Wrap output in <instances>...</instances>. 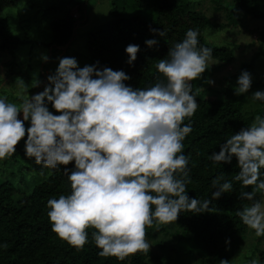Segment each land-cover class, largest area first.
Masks as SVG:
<instances>
[{"label": "clouds", "instance_id": "obj_1", "mask_svg": "<svg viewBox=\"0 0 264 264\" xmlns=\"http://www.w3.org/2000/svg\"><path fill=\"white\" fill-rule=\"evenodd\" d=\"M150 31L165 36L163 30ZM197 36V30L188 29L185 38L168 49V59H159L156 65L165 82L151 87L133 89L124 83L130 77L123 70L98 67V62L78 67L75 58L64 57L54 74L47 76L43 91L31 98L27 90L17 93L19 104L0 96V160L12 156L24 138L25 157L41 169L61 171L60 166L72 163L71 169L61 171L69 181L70 194L47 201L51 230L59 238L82 248L88 242L86 229L92 228L98 254L122 261L149 251L146 226L175 222L185 210L207 211L210 200L201 202L186 195L189 157L182 151V141L192 131L191 121H183L198 106L190 82L208 69L213 52L197 47ZM157 42L144 43L152 47ZM138 50L139 45L125 47L126 63L135 61ZM47 59L41 55L42 61ZM236 84L234 95L248 92L250 74L242 71ZM250 97L264 101V91ZM49 103L58 115L49 111ZM233 157L239 169L233 179L244 187L255 186L240 197L253 200L255 191L264 193V172L260 171L264 169V116H255L209 158L230 164ZM218 179L212 181L214 200L232 190L230 182L218 184ZM236 214L257 237L264 235V201L253 200Z\"/></svg>", "mask_w": 264, "mask_h": 264}, {"label": "trees", "instance_id": "obj_2", "mask_svg": "<svg viewBox=\"0 0 264 264\" xmlns=\"http://www.w3.org/2000/svg\"><path fill=\"white\" fill-rule=\"evenodd\" d=\"M19 1L0 0V75L5 78L16 74L14 57L20 41L13 35L8 19L2 13ZM208 1L215 5V10L224 11L227 22L212 26L203 10L196 8V5L190 7L191 3L187 0H110L111 19L91 29L85 36L89 66L98 62V67L123 70L130 77L124 83L133 89L165 82L156 65L159 59H168V49L181 42L188 29L197 30V47L213 49L210 60L229 66L235 62L238 46L234 43L213 45L204 39V33L216 27H236L242 20L244 23H260L259 45L250 62L264 54V0ZM85 4L86 0L78 3L71 0L63 2L59 13L62 17H55L49 24V47H67L73 37L75 24L85 20ZM50 9L60 8L53 6L47 11ZM150 28L163 30L165 36H157ZM148 39H156L158 42L148 47L144 43ZM129 44L139 45L136 59L131 65L126 63L128 57L124 51ZM246 66L245 63L239 72L224 79V87L218 96L206 98L204 91H196L195 84L199 80L190 82L198 106L194 114L183 121V124H187L190 120L192 128L182 141L183 154L189 157L187 169L190 182L186 184V195L201 202H211L206 212L193 214L185 210L170 224L183 235V239L178 240L175 246L189 244L196 249L199 254L197 264H208L212 259L219 264L222 260H231L240 251L249 231V227L237 216V211L251 205L253 200L264 201V193L259 190L255 191L253 200L240 197L241 192L253 191L255 186L244 187L233 179L239 171L235 157L230 164L214 163L209 158L212 152H219V145L224 140L242 127L250 125L258 113L243 110L244 98L234 95L231 85V79L239 76ZM18 154L19 149H16L12 156L3 160V164L7 163L8 167L16 164ZM60 167L61 171L64 167L71 169L72 163ZM46 169V176L34 179L33 182H24L22 177L18 178L17 187L23 183H32L26 187L25 192L15 189L11 181L1 175L5 180L0 183V264H163L167 258L165 256L178 254L173 245L161 243L158 238L156 240L159 233H163L160 225L167 223L154 222L151 227H145V239L157 247L156 253L149 249L148 252L131 254L122 261L113 256L98 254L100 249L92 238V232L95 231L92 228L86 229L88 242L82 248H76L59 238L51 230L47 201L70 194V184L59 169ZM260 171L264 172V169ZM216 178H219L218 184L230 182L232 190L214 200L211 192L216 190L212 184ZM29 187L31 189L27 192ZM162 251L167 255L161 254ZM256 257L257 264H264V250L258 251Z\"/></svg>", "mask_w": 264, "mask_h": 264}, {"label": "rangeland", "instance_id": "obj_3", "mask_svg": "<svg viewBox=\"0 0 264 264\" xmlns=\"http://www.w3.org/2000/svg\"><path fill=\"white\" fill-rule=\"evenodd\" d=\"M65 1L67 0H20L16 5L4 9L2 15L8 19V25L13 35L20 41L14 57L17 64L16 74L9 78L0 75V96L5 97L8 102L21 103V98L17 93H23L24 90H27L29 98L43 91L48 83L47 76L54 74L60 58L73 57L76 59L78 67L89 65L85 50V36L91 29L101 26L111 19L109 14L110 0H86L85 20L75 24L70 43L64 49L52 48L48 46L51 37L49 24L55 17H62V14L59 13ZM71 1L78 3L85 0ZM184 1L186 2V0ZM187 2L191 3L190 7L196 5V8H201L209 18L212 26L227 22L224 11L215 10V5L208 0H187ZM117 3H120V1H117ZM53 6H58L60 9L47 11L48 8ZM68 6L69 4L66 7ZM259 27L260 23L258 22L244 23L242 20L239 21L236 27L231 26L224 29L216 27L205 31L204 39L206 41L217 46L234 43L238 46V50L235 62L232 65L228 66L209 60L206 65L208 69L201 74L198 83L195 84L196 91H204L206 98L218 96L219 91L224 87V79L235 75L241 70V66L246 63L247 66L243 71L250 74L251 87L248 92L241 95L244 98L243 110L249 113L258 111L255 116H264V101H253L250 97L255 91H264V54L250 62L259 45ZM41 55H46L48 57L47 61H42ZM205 77H208V79ZM238 77L231 79L233 89L237 86ZM209 80L214 83L209 84ZM48 107L53 114H59L52 109L50 103ZM20 116L21 114H18L17 118L20 119ZM28 126L29 122L26 121L25 128ZM15 147L19 149L16 164L8 167L6 166L7 163L3 164V160L0 161V183L5 180L4 177H1V175H4L6 179L11 181L15 189L25 192L26 187L31 186L32 183H23L20 187H17L18 178L22 177L24 182L25 180H32L33 182L34 179H41L46 176L47 169H41V165L35 164L31 158L25 157L24 138ZM22 167H28L29 169H23ZM30 189L29 187L27 192ZM16 192L18 193V191ZM160 227L163 229V233H159L156 240L158 238L161 243L171 244L178 251L177 255L172 256L162 251L161 254L167 255L163 264H197L199 254L196 249L189 244H184L182 247L175 246V243H179L178 240L183 239V235L177 227L170 223L164 226L160 225ZM147 242L150 244L149 249L156 253L157 247L149 241ZM262 250H264V235L257 237L255 231L249 228L240 251H237L228 262L229 264H250L253 259L257 260V252ZM208 264L219 263L212 259Z\"/></svg>", "mask_w": 264, "mask_h": 264}]
</instances>
